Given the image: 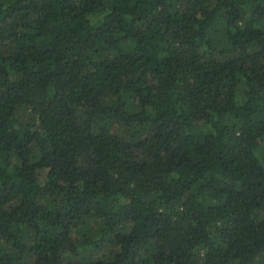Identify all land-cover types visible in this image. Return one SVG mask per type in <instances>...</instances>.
<instances>
[{
    "label": "trees",
    "instance_id": "1",
    "mask_svg": "<svg viewBox=\"0 0 264 264\" xmlns=\"http://www.w3.org/2000/svg\"><path fill=\"white\" fill-rule=\"evenodd\" d=\"M0 264H264V0H0Z\"/></svg>",
    "mask_w": 264,
    "mask_h": 264
}]
</instances>
